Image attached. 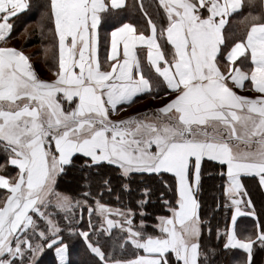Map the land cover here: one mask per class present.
Wrapping results in <instances>:
<instances>
[{
	"label": "snow or ice",
	"instance_id": "6c2138e0",
	"mask_svg": "<svg viewBox=\"0 0 264 264\" xmlns=\"http://www.w3.org/2000/svg\"><path fill=\"white\" fill-rule=\"evenodd\" d=\"M29 6L0 0V150L17 169L0 174V264H37L45 250H54V264H70L65 232L83 239L82 264H214L237 249L235 264H264L256 260L264 222L243 183L258 178L264 190V0H49L50 79L6 43L10 20ZM245 6L242 35L229 43L226 28ZM130 8L142 13V26L119 22ZM108 20L118 26L101 57L99 29ZM246 83L252 95L236 91ZM161 90L167 99L159 107L120 115L122 106ZM78 157L88 191L73 197L56 188ZM206 158L226 176L223 203L213 209L230 213L216 229L218 247L203 242L205 226L212 234L211 214L201 213ZM164 173L174 177V199L161 194L168 214L151 225L148 188L136 208L103 202L113 181L128 192L135 177ZM61 215L66 224L54 218ZM243 216L256 217L252 231L238 228Z\"/></svg>",
	"mask_w": 264,
	"mask_h": 264
},
{
	"label": "trees",
	"instance_id": "16d2710c",
	"mask_svg": "<svg viewBox=\"0 0 264 264\" xmlns=\"http://www.w3.org/2000/svg\"><path fill=\"white\" fill-rule=\"evenodd\" d=\"M133 0H128V4L132 5ZM135 3L139 5L140 0H135ZM146 5H153V0H144ZM47 4H49L48 0H30V5L36 11H33L28 15V19H33L37 16L39 10H44L45 6L47 8ZM150 13H155V7L150 6L148 8ZM249 9L247 6L243 8L238 14L231 17L230 26L226 28V37H231L229 42L239 38L242 35V25L238 23L239 19H241ZM142 13L139 11L126 10L123 14V19H129L130 22L143 25L145 23L144 20L141 19ZM33 27L30 29V36L32 38V42H29L30 45H34L36 41L47 38L48 33L46 32V26L49 23V20L42 21H34ZM41 25V26H40ZM41 27V28H40ZM38 43V42H37ZM47 61V62H46ZM50 59H46L45 63L49 64ZM8 157L7 155L0 150V165H5L4 168H0V174L13 176L17 169L14 166L7 164ZM81 158H77L76 160V169H69L68 175L61 176L58 179L56 190L65 194H68L73 197H79L81 193L88 191L86 187H84V182L79 177L82 173H79L78 166L81 163ZM226 172L224 167L223 169ZM106 173L110 170H105ZM221 166L218 162H213L205 159L203 164V175H202V189L200 193V199L202 201L201 213L203 216L208 217L211 214V227L212 234L208 235L207 226H205V232L203 236V242L205 245L210 247H218V242L216 238V229L219 227L221 231L225 227L226 223L230 222V213H226L224 209L221 207L219 211L213 212L216 203H223V185L226 181V176L221 175ZM115 175L114 172L111 173ZM167 182V183H166ZM124 181H121L120 184H123ZM115 186V191L108 193L107 190L103 192V202L108 203L113 207H121V206H131L136 208V201L143 199L140 193L141 188L150 189V194L147 197V203L145 205V211L148 213L147 216L144 217L151 225L154 221L153 218L157 215H167L168 213L165 210V206L163 204V200L161 199V194L163 193V199H174L173 189H174V177L169 173H164L162 176L159 175H145L143 177L137 176L135 177L134 182L131 184V190L128 192L121 191L119 185L113 181ZM244 184L248 189L250 196L255 204L257 214L259 216L260 221L264 222V192L258 187V181L256 179H246L244 180ZM171 185V187H169ZM93 195L100 193V189L93 184L91 189ZM120 195L121 200L118 202L116 200V196ZM82 198V197H80ZM139 211V209H137ZM61 221L62 225L66 224L67 221H63L62 215L59 217H54ZM137 221L140 219L139 216L136 217ZM87 221V213L84 214V220L81 221V226H83ZM254 222L252 220L245 219L242 223L243 229L247 231L253 230ZM151 231V227L147 229ZM65 242L68 245L69 253L68 259L70 264H82V262L88 259L85 254V246L83 239L79 235H69L67 232L64 233ZM222 243V240L219 242ZM47 253L46 260L47 264H54V258L52 252L46 250L41 254L40 257L44 256ZM242 250H232L228 252H221L220 255L214 261V264H235L236 260L241 258ZM264 259V252H261L259 248H257L256 260L260 261Z\"/></svg>",
	"mask_w": 264,
	"mask_h": 264
},
{
	"label": "crops",
	"instance_id": "0c3cea01",
	"mask_svg": "<svg viewBox=\"0 0 264 264\" xmlns=\"http://www.w3.org/2000/svg\"><path fill=\"white\" fill-rule=\"evenodd\" d=\"M48 2H49V0H48ZM127 3H128V0H127ZM47 6H48V4H47ZM33 11H36V10L34 8H32L30 5L28 9L23 10L14 19L10 20V23H12L14 25V27H13L11 36L7 40L6 43L8 46L16 47L17 49L22 50L26 54H28L30 56V59L33 63V66H34L35 70L37 71V73L39 74V76L41 78H44V79H50V78H53V71H52L53 65H52L51 60L49 61V64L45 63V60L48 58H46V56H45L44 47L53 43L52 33L48 31V29L50 27H52V25H51V22L49 21V23L46 26V32L48 33L47 38L36 41L34 45H30L28 42H32V38L30 36L31 30L29 31V33H26L27 27L30 25H32V27H33V25L35 24L34 21L37 22L38 20L42 21V20L47 19V17H45L43 15V13L46 11V6H45L43 11L41 9L38 12H36L37 16L35 18L28 19L27 18L28 15L31 14ZM125 20H127V19H125V17H124V19L120 20L119 22L122 23ZM127 21L130 22L129 19ZM116 26H118V23H116L113 20H108L105 22L104 26L99 29V51H100L101 57H103L105 55L106 45L110 46V39H111L110 32H111L112 28L116 27ZM228 26H230V24ZM24 33H25V35H24ZM225 35H226V32H225ZM26 39H27V41H26ZM233 42H235V40H233L229 43H233ZM0 46H2V45H0ZM32 46H37L40 48V51H39L40 52V58L37 59L38 61L36 60L38 62L37 65L35 64V62L32 58L31 52L28 50V48H30ZM153 78L155 79V77H153ZM236 91H238L240 94H243V95H252L253 94L250 91V86L247 83L245 84V87L243 89L237 88ZM166 99L167 98L164 96L163 90H161L158 94L154 91L151 94L138 97L136 99V102L131 104L130 106H127V105L122 106L120 115L121 116H128V115H132L136 112H142L146 108L159 107L163 102H166ZM65 106L67 107V105H65ZM115 115L116 114H113V116H115ZM225 169H226V166H225ZM251 178L252 177H244L243 183H244V180L251 179ZM255 179L258 181V178H255ZM263 192H264V190H263ZM245 219L252 220V222H254V223L256 222V217H248V216L238 217L237 226L239 229H243L242 223ZM51 252H52V255H53V258L55 261L54 250H51ZM46 256H47V253L44 256L40 257L37 261V264H47Z\"/></svg>",
	"mask_w": 264,
	"mask_h": 264
},
{
	"label": "rangeland",
	"instance_id": "374dc122",
	"mask_svg": "<svg viewBox=\"0 0 264 264\" xmlns=\"http://www.w3.org/2000/svg\"><path fill=\"white\" fill-rule=\"evenodd\" d=\"M32 28V25H30V26H28L27 27V30H26V33H29V31H30V29ZM24 35H25V33H24ZM24 37V36H23ZM21 41V40H20ZM19 41V42H20ZM26 41H27V39H26ZM25 42V41H24ZM29 43V42H28ZM27 44V43H26ZM28 50L31 52V54H32V58H33V60H34V62H35V64L37 65L38 64V60L37 59H39L40 58V48L39 47H37V46H32V47H30V48H28ZM37 60V61H36Z\"/></svg>",
	"mask_w": 264,
	"mask_h": 264
}]
</instances>
